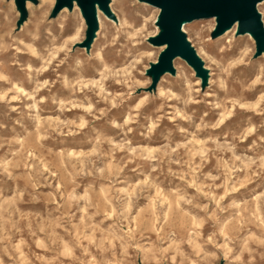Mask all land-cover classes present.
I'll return each mask as SVG.
<instances>
[{
	"label": "rangeland",
	"instance_id": "obj_1",
	"mask_svg": "<svg viewBox=\"0 0 264 264\" xmlns=\"http://www.w3.org/2000/svg\"><path fill=\"white\" fill-rule=\"evenodd\" d=\"M144 3L0 0V264H264V49Z\"/></svg>",
	"mask_w": 264,
	"mask_h": 264
},
{
	"label": "water",
	"instance_id": "obj_2",
	"mask_svg": "<svg viewBox=\"0 0 264 264\" xmlns=\"http://www.w3.org/2000/svg\"><path fill=\"white\" fill-rule=\"evenodd\" d=\"M22 1V0H20ZM94 0H79L91 26V36L97 23L93 11ZM101 6H105V0H97ZM163 11L161 27L164 32L152 41L156 44H169L163 52L157 65L159 69L171 66L174 57L182 55L200 68L199 60L187 43L185 36L180 33V22L185 20H203L220 17V30L230 22L240 20L241 32L251 28L258 39L259 51L264 49V29L261 25L260 15L256 12V6L262 0H141ZM68 0H60L62 6Z\"/></svg>",
	"mask_w": 264,
	"mask_h": 264
},
{
	"label": "bare ground",
	"instance_id": "obj_3",
	"mask_svg": "<svg viewBox=\"0 0 264 264\" xmlns=\"http://www.w3.org/2000/svg\"><path fill=\"white\" fill-rule=\"evenodd\" d=\"M15 2V0H13ZM36 0H34V2L32 0H25V5L27 7H32L33 6V3H35ZM43 3H50V4H55V3H60V0H42ZM68 2L64 3L63 4V8L62 10L63 11H66L68 12V9H69V4L72 2L74 3L75 5L79 3V0H68ZM113 2V0H105V6L102 7L100 2L97 1V0H94L93 1V11H94V17H95V20H96V23H97V27L99 28L101 25H102V15H104L105 17H110V18H116L118 19V16L116 15L114 9H113V6L111 5V3ZM264 2V0H262L260 3ZM145 5H147L148 3H144ZM256 9V12L259 14V11ZM162 15H163V11L161 9L158 10V14L156 15V17L154 18V20L158 19L159 21H162ZM260 15V14H259ZM126 19V18H125ZM260 20H261V17H260ZM213 21L215 22H221V19L220 17H216L213 19ZM186 24L187 22L185 20H182L180 22V27H179V30H180V33L184 35V33L186 32ZM261 25L264 29V22L261 20ZM242 29V22L240 20H236L234 22H230L226 27L222 28L221 29V32L223 33L222 35H226V34H229L231 32L235 33V34H238L239 31H241ZM63 30H65L63 28ZM245 33L242 34L241 36L242 37H248L250 39H254L256 42H257V37L254 35V32L251 28H246L245 29ZM164 32V28L161 27V30H156L155 33L151 34L150 37L151 38H156V37H159L162 33ZM187 43L189 42V38H185ZM169 47V44H165L164 47H163V51H165L167 48ZM263 55H264V52H263ZM101 56V60L103 62L102 66H105L107 67V60H106V57L103 54L100 55ZM199 57V56H198ZM178 59H182V58H175L174 60V64L177 62ZM161 58H158V60H156L154 63H158L160 62ZM20 89V87L18 88Z\"/></svg>",
	"mask_w": 264,
	"mask_h": 264
}]
</instances>
